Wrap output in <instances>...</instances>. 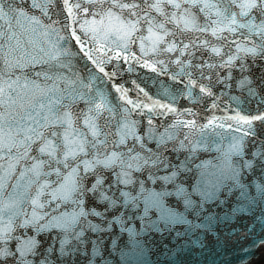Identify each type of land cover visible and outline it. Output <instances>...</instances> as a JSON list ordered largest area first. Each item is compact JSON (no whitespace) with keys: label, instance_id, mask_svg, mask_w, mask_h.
I'll return each instance as SVG.
<instances>
[{"label":"snow or ice","instance_id":"snow-or-ice-1","mask_svg":"<svg viewBox=\"0 0 264 264\" xmlns=\"http://www.w3.org/2000/svg\"><path fill=\"white\" fill-rule=\"evenodd\" d=\"M116 61L168 76L176 92L136 85L133 96ZM257 61L264 0H0V264H76L141 201L145 216L171 214L169 193L149 183L176 184L190 205L179 177L194 176L199 193L264 168ZM233 83L259 107L233 97L227 115L200 123L176 106L197 90L218 110L214 87ZM217 129L235 133L226 148L203 139Z\"/></svg>","mask_w":264,"mask_h":264},{"label":"water","instance_id":"water-1","mask_svg":"<svg viewBox=\"0 0 264 264\" xmlns=\"http://www.w3.org/2000/svg\"><path fill=\"white\" fill-rule=\"evenodd\" d=\"M133 51L139 50L134 47ZM115 64L119 68L117 82L133 96L136 85L153 97L162 93L165 87L176 92V86L168 76H157L135 64L131 65L132 71L127 70L129 65L120 61ZM80 66H83L82 61ZM108 67L111 69L113 66ZM235 75L238 77L239 73ZM251 78L258 84L264 78V61H257L252 66ZM104 89L116 96L107 85ZM213 91L216 92L218 110L211 109L213 98L202 97L197 90H193V98L177 95L176 106L181 110L192 109L200 123L213 115L218 120L227 115L228 107H236L233 97L240 98L239 107L245 111L259 107V96L244 102L241 90L234 83L228 89L217 85ZM167 119L171 117L157 118V126L163 125ZM231 135L235 133L229 134L226 129H217L216 134L209 130L204 133L203 139L211 142L213 148H226ZM196 138H200L198 130ZM177 183L183 184L191 193L190 205L185 203L183 196L176 195V184L159 186L149 183L148 187L153 191L169 193L163 201L171 214L153 207L145 216L141 201L133 209L137 213L135 216L132 212L127 213L124 228L113 224L110 232L104 234L98 245V254L88 245L87 251L76 257V264H264V168L258 166L247 171L236 182L225 180L216 191L202 187L199 193L193 192L196 178L191 174L179 177ZM92 238L95 239V236ZM112 240H115L114 244Z\"/></svg>","mask_w":264,"mask_h":264}]
</instances>
